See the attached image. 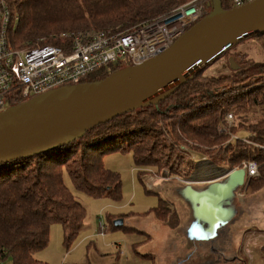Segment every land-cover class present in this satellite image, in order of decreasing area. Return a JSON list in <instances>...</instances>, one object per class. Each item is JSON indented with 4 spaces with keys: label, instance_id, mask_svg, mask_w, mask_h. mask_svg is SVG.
<instances>
[{
    "label": "trees",
    "instance_id": "16d2710c",
    "mask_svg": "<svg viewBox=\"0 0 264 264\" xmlns=\"http://www.w3.org/2000/svg\"><path fill=\"white\" fill-rule=\"evenodd\" d=\"M188 1L5 0L11 15L7 39L15 49L63 46L59 37L63 32H128ZM221 1L224 9H232L230 0ZM260 37L264 42V34ZM207 69L158 105L97 125L64 147L0 164V262L44 264L36 256L48 245L54 224L63 227L67 246L77 239L86 210L66 185L64 171L80 192L94 198L121 197L119 174L104 166L103 158L108 153L130 151L142 168L168 169L171 175L188 177L193 169L184 172L179 163L191 155L208 157L231 170L255 162L259 176L251 178L248 187L253 192L264 188V64L242 67L233 77H203ZM119 70L118 65L101 68L84 78L81 86ZM28 100L15 95L10 98V107ZM229 114L234 118L232 126L227 120ZM252 114L258 119L251 121ZM232 135L239 137L232 139ZM166 210L174 225L177 215L165 204L154 212L164 221ZM112 229L133 231L114 222Z\"/></svg>",
    "mask_w": 264,
    "mask_h": 264
},
{
    "label": "water",
    "instance_id": "95a60500",
    "mask_svg": "<svg viewBox=\"0 0 264 264\" xmlns=\"http://www.w3.org/2000/svg\"><path fill=\"white\" fill-rule=\"evenodd\" d=\"M212 3L213 11L161 55L101 81L54 89L1 112L0 164L64 147L97 125L158 105L225 52L264 34V0L228 10L221 0ZM230 63L236 69L232 59ZM232 178L243 185L245 170L234 171ZM114 224L120 227L123 221Z\"/></svg>",
    "mask_w": 264,
    "mask_h": 264
},
{
    "label": "rangeland",
    "instance_id": "374dc122",
    "mask_svg": "<svg viewBox=\"0 0 264 264\" xmlns=\"http://www.w3.org/2000/svg\"><path fill=\"white\" fill-rule=\"evenodd\" d=\"M208 8L211 13L213 11L212 0L208 4ZM230 59L233 60L236 69L232 68ZM255 64H264V42L260 36L249 38L225 52L208 67L203 77H233L234 71L240 70L242 67L248 68L250 65ZM119 67L122 70L127 68V65L121 63ZM258 117L252 114L250 119L255 121ZM239 136L244 137V134ZM190 159L192 164L189 166L187 163H191ZM190 159L186 158L185 161L187 163L180 162L179 164L182 165L184 172H188V168H192L191 175L194 173L196 166L201 167L202 165L210 166L214 169L220 168L219 173H224L225 170L229 175L238 170L237 168L231 170L224 166L223 163H215L208 157L203 158L198 155H191ZM103 162L108 170L119 174L122 181L121 197L119 199L109 197L94 198L84 192H80L74 188L68 174L64 171L66 185L86 210L84 226L77 239L67 246L63 227L60 224H54L51 227L48 245L37 253L36 257L40 262L44 264H105L110 259L109 254L114 251L119 252L124 257V260L127 261L130 258L129 255H132V246L144 240L146 236L136 233L134 230L112 229V222L115 223V221L121 220L123 221V226L132 227L139 231L149 230L155 234L156 238L151 243L144 242L146 244L137 246L138 254L133 255L129 261L132 259L138 260V262L142 260L149 261V259H141V254H147L146 249H156L160 246L162 249L160 251L154 250V252H158V259L163 258L161 251L165 249L167 244L159 230L162 226L160 223L163 220L160 219V221L158 217V219L156 218L157 215L154 209L165 204L164 199L166 198L176 203V205L178 204L177 191L173 189L171 182L165 180L166 175H170L169 170H159L157 167L151 166L142 168L135 163L133 154L130 151H116L105 154ZM172 175V180L176 181H183L182 179L185 178L189 179L186 180L189 182L193 178V175L188 177L182 173L179 176ZM242 190L248 191L249 195L246 203L241 207L238 206V211L246 214L240 222L245 225V231L248 232L247 237L249 238L243 250L241 249L240 256L246 259L248 264H264V188L253 192L248 187V179L245 178ZM242 195L246 196L247 194L243 193ZM241 202L243 203L242 200ZM166 212L167 210L163 211V213ZM166 214L167 218L163 223L165 226L168 224L172 225L169 223L171 217ZM169 225L168 227L172 229ZM169 234L172 237H176L175 233ZM211 236L210 234L208 237ZM235 245L238 247V244ZM168 251L169 249L166 253H169ZM182 252L183 249H181L179 256H181ZM139 254L140 256H138ZM183 255H187V252H183ZM253 258L256 261H253ZM250 259L251 262H248ZM4 264H12V262L8 260Z\"/></svg>",
    "mask_w": 264,
    "mask_h": 264
},
{
    "label": "built area",
    "instance_id": "2783aa9c",
    "mask_svg": "<svg viewBox=\"0 0 264 264\" xmlns=\"http://www.w3.org/2000/svg\"><path fill=\"white\" fill-rule=\"evenodd\" d=\"M253 1L230 0V4L235 8ZM210 2L189 0L166 15L139 23L128 32H63L59 35L63 46L49 44L15 49L7 39L10 11L5 0H0V113L10 107V98L15 95L32 99L61 87L79 86L84 78L109 65L125 63L133 67L161 55L209 15ZM227 120L232 126L233 115L229 114ZM236 138L232 135V139ZM242 139L249 143L246 138ZM242 169L248 181L259 176L255 162L245 163Z\"/></svg>",
    "mask_w": 264,
    "mask_h": 264
},
{
    "label": "crops",
    "instance_id": "0c3cea01",
    "mask_svg": "<svg viewBox=\"0 0 264 264\" xmlns=\"http://www.w3.org/2000/svg\"><path fill=\"white\" fill-rule=\"evenodd\" d=\"M219 170L220 168L214 169L210 166H196L189 182L186 181L189 179L185 178L183 181L172 180L173 175L165 174V180L171 182L173 189L178 193V204L168 198L164 199L168 210L177 215V222L174 225L168 224L172 229L168 225L165 226L164 221L160 223L162 226L159 230L167 242L165 249L161 251L163 258L158 259V252H154L160 251V246L156 249H146L147 254L138 255L141 259L149 261H129L133 255L138 254L137 246L156 240L155 234L149 230L139 231L129 227L146 238L132 246V255H129L127 261L119 252L114 251L109 254L110 259L105 264H248L247 260L240 256L241 249L248 243L249 237L245 225L240 222L246 214L239 213L238 206L246 203L249 193L242 190L245 183L240 185L227 171L219 173ZM243 193L247 195L244 197ZM215 208L218 210H214ZM210 216L214 219H210ZM169 233H175L176 237ZM210 234L212 236L208 237ZM235 244H238V247ZM168 249L169 253H166ZM181 249L189 256L183 255V252L179 256ZM253 261H256L255 258ZM248 262H251V259Z\"/></svg>",
    "mask_w": 264,
    "mask_h": 264
},
{
    "label": "bare ground",
    "instance_id": "6f19581e",
    "mask_svg": "<svg viewBox=\"0 0 264 264\" xmlns=\"http://www.w3.org/2000/svg\"><path fill=\"white\" fill-rule=\"evenodd\" d=\"M8 108H9V107H8ZM8 108H7V109H8Z\"/></svg>",
    "mask_w": 264,
    "mask_h": 264
}]
</instances>
